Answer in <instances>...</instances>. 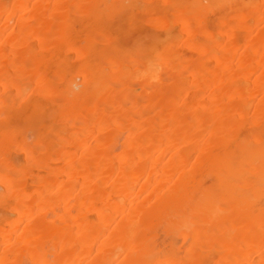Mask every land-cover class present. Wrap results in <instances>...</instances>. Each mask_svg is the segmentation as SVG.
Segmentation results:
<instances>
[{"label":"bare ground","instance_id":"bare-ground-1","mask_svg":"<svg viewBox=\"0 0 264 264\" xmlns=\"http://www.w3.org/2000/svg\"><path fill=\"white\" fill-rule=\"evenodd\" d=\"M0 264H264V0H0Z\"/></svg>","mask_w":264,"mask_h":264}]
</instances>
